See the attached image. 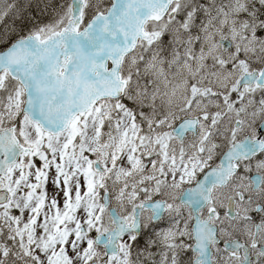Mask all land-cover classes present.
Segmentation results:
<instances>
[{
	"label": "snow or ice",
	"instance_id": "1",
	"mask_svg": "<svg viewBox=\"0 0 264 264\" xmlns=\"http://www.w3.org/2000/svg\"><path fill=\"white\" fill-rule=\"evenodd\" d=\"M0 264H264V0H0Z\"/></svg>",
	"mask_w": 264,
	"mask_h": 264
}]
</instances>
